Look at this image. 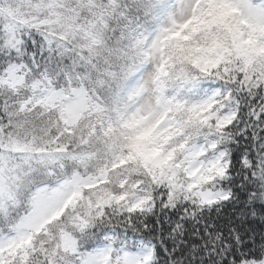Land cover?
Returning a JSON list of instances; mask_svg holds the SVG:
<instances>
[{"label":"snow or ice","instance_id":"1","mask_svg":"<svg viewBox=\"0 0 264 264\" xmlns=\"http://www.w3.org/2000/svg\"><path fill=\"white\" fill-rule=\"evenodd\" d=\"M0 264H264V0H0Z\"/></svg>","mask_w":264,"mask_h":264}]
</instances>
